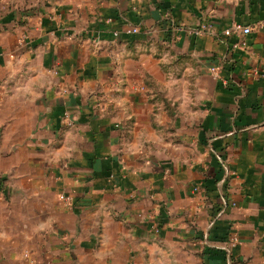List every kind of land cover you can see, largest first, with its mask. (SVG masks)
Returning <instances> with one entry per match:
<instances>
[{"label":"crops","instance_id":"obj_1","mask_svg":"<svg viewBox=\"0 0 264 264\" xmlns=\"http://www.w3.org/2000/svg\"><path fill=\"white\" fill-rule=\"evenodd\" d=\"M262 21L264 0H0V264H264Z\"/></svg>","mask_w":264,"mask_h":264},{"label":"built area","instance_id":"obj_2","mask_svg":"<svg viewBox=\"0 0 264 264\" xmlns=\"http://www.w3.org/2000/svg\"><path fill=\"white\" fill-rule=\"evenodd\" d=\"M264 26V22H258L256 25V28H261ZM209 31L208 25L206 23H201L199 24L197 27L191 29L190 33L196 34V35H200L203 32ZM253 31V27L251 25H244L242 23L239 22H234L232 23L227 29H225L224 33L225 35L229 36L232 33H235L237 35H243V37L245 35H248L249 33H251ZM131 32H138V28H133L131 29ZM240 44L242 45H247V41L243 38L242 41L240 42ZM239 44H236L235 46H238ZM213 72H219V69H217L216 67L212 68ZM219 73H217L218 75ZM66 117L69 119L70 116L67 114ZM59 200L61 202H63L65 205H67L68 207H72L73 206V196L69 195L65 190L59 192ZM228 202H225V205H227ZM240 239H239V234L238 232H234L230 238H229V242H228V247H226L225 251L227 253V261L228 263L231 262V249L232 247H235L238 243H239Z\"/></svg>","mask_w":264,"mask_h":264},{"label":"rangeland","instance_id":"obj_3","mask_svg":"<svg viewBox=\"0 0 264 264\" xmlns=\"http://www.w3.org/2000/svg\"><path fill=\"white\" fill-rule=\"evenodd\" d=\"M2 6H3V7H6V6H7V4L3 3V4H2ZM6 185H9V183H8V182H6ZM8 187H9V186H8ZM9 188H10V191H12V190H13V192H14V190H16V191H17V190H19V188H18V187H16L15 189H14V188H12V187H9ZM0 196L2 197V193H0ZM3 202H4V201H3ZM27 253H28V251H27V250H25V255H27V256H28V254H27Z\"/></svg>","mask_w":264,"mask_h":264}]
</instances>
